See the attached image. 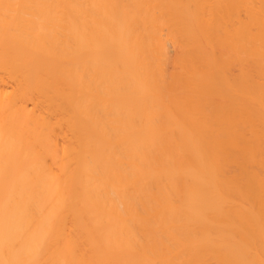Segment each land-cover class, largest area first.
<instances>
[{"label":"bare ground","instance_id":"1","mask_svg":"<svg viewBox=\"0 0 264 264\" xmlns=\"http://www.w3.org/2000/svg\"><path fill=\"white\" fill-rule=\"evenodd\" d=\"M0 264H264V0H0Z\"/></svg>","mask_w":264,"mask_h":264}]
</instances>
